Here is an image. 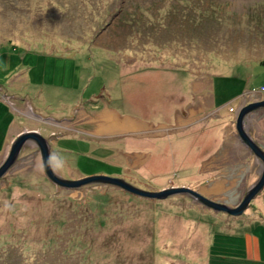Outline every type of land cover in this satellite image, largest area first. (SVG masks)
Segmentation results:
<instances>
[{
    "label": "rangeland",
    "instance_id": "rangeland-1",
    "mask_svg": "<svg viewBox=\"0 0 264 264\" xmlns=\"http://www.w3.org/2000/svg\"><path fill=\"white\" fill-rule=\"evenodd\" d=\"M262 87L264 0H0V101L10 107L0 103V165L17 134L39 130L65 179L103 174L149 191L181 187L215 152L241 158L235 120L221 121L245 93L253 92L248 103L263 100ZM30 103L64 122L34 116ZM13 107L31 118L9 124ZM214 110L219 123L205 120ZM107 113L129 128L123 117L166 127L156 138L100 139ZM132 150L151 152L149 163L131 169L141 157ZM250 170L220 202L242 201L260 178ZM220 232L235 235L226 236L225 258L214 256L225 251ZM0 264H264V194L232 216L185 194L61 189L27 143L0 179Z\"/></svg>",
    "mask_w": 264,
    "mask_h": 264
},
{
    "label": "water",
    "instance_id": "water-1",
    "mask_svg": "<svg viewBox=\"0 0 264 264\" xmlns=\"http://www.w3.org/2000/svg\"><path fill=\"white\" fill-rule=\"evenodd\" d=\"M261 109H264V99L255 100L246 105H243L242 107H240V109L236 114L235 125L239 140L250 151V153H252V155H254L257 159H259L262 162V172L260 178L252 187L249 188L244 198L237 206L232 207L226 203L211 199L205 194H203L200 190L198 189L195 190L185 186L170 187L160 191H149L132 185L122 177H112L103 174L86 176L77 179H65L59 176L52 167L50 140H48V138H46L37 130H24L14 138L5 160L0 165V179L6 177L9 174L11 168L17 163L23 147L27 143H35L40 152L44 175L52 184H54L56 187H59L61 189L77 190L89 184H104L119 188L127 193L138 196L140 198L158 199V200L165 199L175 194H185L190 196L191 198H193L195 201H197L206 208L213 209L217 212H225L232 216H240L250 206L251 202L264 190V149L251 137L246 127L247 118L250 115L252 116L256 111H259ZM123 118L133 121L134 125L129 128L130 123L127 120H124L122 121V123L124 122L123 124L125 125L124 129L115 132L99 133L98 135L103 134L99 136V138L105 135H111L110 137H115L117 135L120 136L122 134H125L126 137H133V138H138V137L156 138L162 135V133L164 132V128L166 127V126L154 127L153 125L143 120L134 119L129 116ZM40 119L42 118L40 117ZM44 121H48V122L53 121L54 123L57 124L60 123V121H57L52 118L46 119ZM126 124H128L127 127ZM79 132L85 135H91V136L94 135L93 133H88L85 131H79Z\"/></svg>",
    "mask_w": 264,
    "mask_h": 264
},
{
    "label": "crops",
    "instance_id": "crops-1",
    "mask_svg": "<svg viewBox=\"0 0 264 264\" xmlns=\"http://www.w3.org/2000/svg\"><path fill=\"white\" fill-rule=\"evenodd\" d=\"M257 92H260V91H257ZM247 93L251 94L253 92H247ZM245 94L241 97L240 104H238V106L234 108L235 111L230 112V110H229V113L232 114L231 116L233 118L231 120H228V121L227 120L221 121L224 124H226V126H228V124L233 125V119L235 120L236 114H237L238 110L240 109V107H242L246 102L248 103L251 100V98H247L246 95H248V94H246V95ZM261 96L262 95L259 94L255 97L260 98ZM244 97H246V99ZM260 99H264V94H263L262 98H260ZM4 102L5 101H0V103L5 108H10V107L6 106L9 103L5 102V103H7L5 105ZM31 107L34 110L35 114L37 112L40 115L48 116V112L44 113L41 110H35V107L33 106V104H31ZM13 110H14V111H12L13 113L6 114L7 116H5V118H4V119L9 121V124L13 125L15 123L14 122L15 118L27 116V115H23L24 113L17 114L18 112H15V107H13ZM26 113L28 114V112H26ZM204 114H205V112H204ZM206 114H209V116L205 120L210 119V118H214V122L219 123V121L216 120V119H220L218 116L217 110L211 111V112L206 113ZM191 115H192L194 121L198 120V122H199V120L200 121L203 120L201 117L202 116L201 112L195 111ZM27 117H30V116H27ZM32 118H36V117H32ZM181 121H182V119H181ZM190 121H192V120H190ZM246 127H247V130L250 133L251 137L264 149V109L256 111L252 116L250 115L247 118ZM37 131H39V130H37ZM16 134L17 133H15L14 135H16ZM233 136H236L238 138L237 133H236V135H233ZM12 137L10 136L9 142H10V139ZM238 141L242 145V147L239 148L240 152H242L241 158L240 157H238L237 159L230 158L229 152L222 153L221 155L218 156L217 152H215L208 159H205L202 162L203 168H201V170H199L197 172L195 171V173L191 177H187L182 183L177 184V186L190 187V188L195 189V190L198 189L203 194H205L206 196H208L211 199H214L217 201L218 200L223 201V198L226 197L227 194L230 193V191H232L236 188L238 181L240 179H242L243 175L247 174L248 169H251L250 171H252L255 174L261 175L262 162L259 159H257L254 155H252V153H250V151L242 144V142L239 140V138H238ZM5 146H7V144ZM201 147H198V151H201V149H202ZM131 153L132 154L136 153L137 155L138 154L141 155L140 159L132 161V165H130L131 162L128 163V165L131 167V169H134V170H138V169H141L142 167H145L149 163L151 156H152V153L149 151L138 152L137 150H132ZM216 155H217V157H215ZM219 170H221V174L217 177H214L212 175V173L215 171H219ZM198 176H201L203 178L201 183L197 182ZM201 177H199V178H201ZM247 177H248V175L246 176V178ZM163 188H166V186H163L162 189ZM263 194H264V190H263ZM226 236H229V235L224 234V232H220L219 245L225 251H222L223 256L215 254L214 255L215 257L225 258V254H226V251L228 248V240H225ZM229 237H235V235H231ZM236 238L242 240L241 238H239V236ZM243 239L246 240V245H247V249L249 251V254H251L250 250H251V245H252L253 259L254 260L257 259V255H259V251L256 247L255 240L253 238H250L248 236V234H246ZM214 243H216V242H211V245ZM225 244H226V246H224ZM211 245H210V249H211ZM243 250H244V248L242 245L240 248V253L243 252ZM237 251L238 250L235 249V252H237ZM235 252H233V253H235ZM209 257H210V255H209Z\"/></svg>",
    "mask_w": 264,
    "mask_h": 264
},
{
    "label": "bare ground",
    "instance_id": "bare-ground-1",
    "mask_svg": "<svg viewBox=\"0 0 264 264\" xmlns=\"http://www.w3.org/2000/svg\"><path fill=\"white\" fill-rule=\"evenodd\" d=\"M100 122V133H105V132H115V131H119L125 128V125L121 122L118 121V119H116V116L112 113H107L105 115H103L101 117V119H99ZM128 126V124H126V127ZM162 255L159 253V257H161L160 259H164V253L161 252Z\"/></svg>",
    "mask_w": 264,
    "mask_h": 264
},
{
    "label": "flooded vegetation",
    "instance_id": "flooded-vegetation-1",
    "mask_svg": "<svg viewBox=\"0 0 264 264\" xmlns=\"http://www.w3.org/2000/svg\"><path fill=\"white\" fill-rule=\"evenodd\" d=\"M118 114V113H117ZM119 115V114H118ZM35 116H37V117H41L43 120H46V119H49V117L48 116H42V115H40V114H35ZM122 117V116H121ZM49 121V120H48ZM57 121H60V120H57ZM65 121H67L68 122V120H65ZM62 122H64V121H60V123H62ZM59 123V124H60ZM88 136V135H87ZM111 135H105V136H103V137H100V139H123V138H128V137H126V135L125 134H122V135H120V136H115V137H110ZM123 136H125V137H123ZM129 138H133V137H129ZM61 140H62V138H61Z\"/></svg>",
    "mask_w": 264,
    "mask_h": 264
},
{
    "label": "built area",
    "instance_id": "built-area-1",
    "mask_svg": "<svg viewBox=\"0 0 264 264\" xmlns=\"http://www.w3.org/2000/svg\"><path fill=\"white\" fill-rule=\"evenodd\" d=\"M261 90L264 91V87H262ZM229 110H230V112H234L235 111L234 107H230Z\"/></svg>",
    "mask_w": 264,
    "mask_h": 264
}]
</instances>
